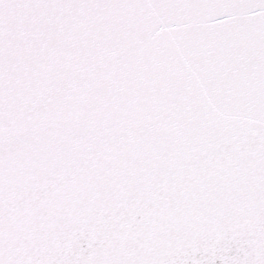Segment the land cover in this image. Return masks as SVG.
<instances>
[{
  "label": "snow or ice",
  "instance_id": "snow-or-ice-1",
  "mask_svg": "<svg viewBox=\"0 0 264 264\" xmlns=\"http://www.w3.org/2000/svg\"><path fill=\"white\" fill-rule=\"evenodd\" d=\"M0 264H264V0H0Z\"/></svg>",
  "mask_w": 264,
  "mask_h": 264
}]
</instances>
